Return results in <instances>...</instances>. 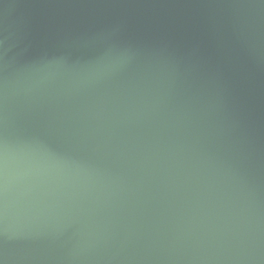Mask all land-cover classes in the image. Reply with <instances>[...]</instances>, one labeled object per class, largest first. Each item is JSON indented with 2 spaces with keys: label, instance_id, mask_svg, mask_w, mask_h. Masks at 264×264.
<instances>
[{
  "label": "water",
  "instance_id": "95a60500",
  "mask_svg": "<svg viewBox=\"0 0 264 264\" xmlns=\"http://www.w3.org/2000/svg\"><path fill=\"white\" fill-rule=\"evenodd\" d=\"M0 264H264V0H0Z\"/></svg>",
  "mask_w": 264,
  "mask_h": 264
}]
</instances>
